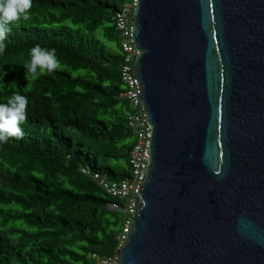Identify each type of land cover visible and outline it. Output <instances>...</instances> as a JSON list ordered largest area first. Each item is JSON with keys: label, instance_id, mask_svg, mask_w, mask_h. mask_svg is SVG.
I'll list each match as a JSON object with an SVG mask.
<instances>
[{"label": "water", "instance_id": "obj_1", "mask_svg": "<svg viewBox=\"0 0 264 264\" xmlns=\"http://www.w3.org/2000/svg\"><path fill=\"white\" fill-rule=\"evenodd\" d=\"M150 162L119 264H264V0H138Z\"/></svg>", "mask_w": 264, "mask_h": 264}, {"label": "trees", "instance_id": "obj_2", "mask_svg": "<svg viewBox=\"0 0 264 264\" xmlns=\"http://www.w3.org/2000/svg\"><path fill=\"white\" fill-rule=\"evenodd\" d=\"M127 0H32L0 55V103L28 98L22 138L0 144V264H95L118 251L123 215L90 168L132 174L131 108L120 98L123 53L114 15ZM59 67L29 81L35 45ZM15 83L16 85L12 84Z\"/></svg>", "mask_w": 264, "mask_h": 264}, {"label": "built area", "instance_id": "obj_3", "mask_svg": "<svg viewBox=\"0 0 264 264\" xmlns=\"http://www.w3.org/2000/svg\"><path fill=\"white\" fill-rule=\"evenodd\" d=\"M137 6L138 0H128L121 9L116 11L113 17L123 53L121 77L125 87L120 93V98L126 100L131 108L128 125L135 137V143L130 154L132 174L123 180H113L100 173L92 172L90 168L82 169L83 173L93 176L114 199L109 204V208L123 215L122 229L117 235L118 251L111 256L92 253L91 258L96 264H119L121 248L132 229L138 207V197H140V190L146 179L150 162L152 130L148 113L141 100V83L138 78H135V62L139 54L133 38L134 11Z\"/></svg>", "mask_w": 264, "mask_h": 264}, {"label": "clouds", "instance_id": "obj_4", "mask_svg": "<svg viewBox=\"0 0 264 264\" xmlns=\"http://www.w3.org/2000/svg\"><path fill=\"white\" fill-rule=\"evenodd\" d=\"M32 0H0V55L7 49L4 42L13 26L19 21L30 18ZM30 62L22 67L26 70V78L38 77L45 72L51 73L59 67L55 49H48L39 44L30 49ZM16 85L15 83H12ZM29 100L19 92L0 103V144H6L10 138H22L21 122L27 118Z\"/></svg>", "mask_w": 264, "mask_h": 264}, {"label": "rangeland", "instance_id": "obj_5", "mask_svg": "<svg viewBox=\"0 0 264 264\" xmlns=\"http://www.w3.org/2000/svg\"><path fill=\"white\" fill-rule=\"evenodd\" d=\"M128 1V0H127ZM95 262V261H94ZM95 264H96V262H95Z\"/></svg>", "mask_w": 264, "mask_h": 264}]
</instances>
